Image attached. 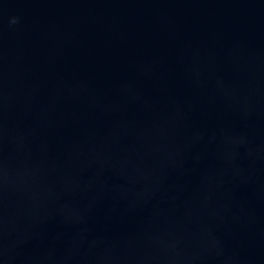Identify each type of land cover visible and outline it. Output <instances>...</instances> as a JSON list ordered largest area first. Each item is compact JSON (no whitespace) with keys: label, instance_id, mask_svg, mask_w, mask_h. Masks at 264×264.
<instances>
[{"label":"water","instance_id":"95a60500","mask_svg":"<svg viewBox=\"0 0 264 264\" xmlns=\"http://www.w3.org/2000/svg\"><path fill=\"white\" fill-rule=\"evenodd\" d=\"M0 264H264V0H0Z\"/></svg>","mask_w":264,"mask_h":264},{"label":"clouds","instance_id":"9594fccd","mask_svg":"<svg viewBox=\"0 0 264 264\" xmlns=\"http://www.w3.org/2000/svg\"><path fill=\"white\" fill-rule=\"evenodd\" d=\"M14 22V21H13Z\"/></svg>","mask_w":264,"mask_h":264}]
</instances>
